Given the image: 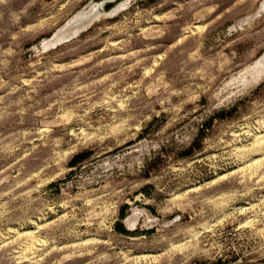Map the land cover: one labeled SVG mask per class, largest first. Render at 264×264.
Segmentation results:
<instances>
[{"label":"rangeland","instance_id":"374dc122","mask_svg":"<svg viewBox=\"0 0 264 264\" xmlns=\"http://www.w3.org/2000/svg\"><path fill=\"white\" fill-rule=\"evenodd\" d=\"M90 1L0 0V264H264V0Z\"/></svg>","mask_w":264,"mask_h":264},{"label":"water","instance_id":"95a60500","mask_svg":"<svg viewBox=\"0 0 264 264\" xmlns=\"http://www.w3.org/2000/svg\"><path fill=\"white\" fill-rule=\"evenodd\" d=\"M97 1L99 0H91L90 3L83 8V10L86 9L88 6H90L92 2H97ZM121 1H125V0H118L116 3H112L110 5L104 4L101 9L99 8L95 12L91 13L89 18L87 19H81V18L79 19L80 15L82 14L81 12L83 11L81 10L74 17H72L64 26H62L59 30L55 32V34L49 39V43L50 44L54 43V45H57L67 40H70L71 38L81 33L83 30H85V28L90 26L93 23V21L98 19L100 16L113 15L115 9L117 8L118 4L121 3ZM115 4L117 6H115ZM251 70L253 74H259V75L264 74V53L256 61V63L253 65Z\"/></svg>","mask_w":264,"mask_h":264},{"label":"bare ground","instance_id":"6f19581e","mask_svg":"<svg viewBox=\"0 0 264 264\" xmlns=\"http://www.w3.org/2000/svg\"><path fill=\"white\" fill-rule=\"evenodd\" d=\"M117 1L118 0H99L97 2H92L90 4V6H88L86 9H84L85 12L80 15L79 19L80 18L81 19H87V18H89V16L91 15V13L95 12L99 8L101 9L104 4L110 5L112 3H116ZM128 1L129 0L121 1V3H119L118 6L115 4V6H117L116 9H118L119 7H123L125 5V3H127ZM52 44H54V43H52ZM258 77H260V75Z\"/></svg>","mask_w":264,"mask_h":264},{"label":"crops","instance_id":"0c3cea01","mask_svg":"<svg viewBox=\"0 0 264 264\" xmlns=\"http://www.w3.org/2000/svg\"><path fill=\"white\" fill-rule=\"evenodd\" d=\"M128 222H129V223L133 222V219H129Z\"/></svg>","mask_w":264,"mask_h":264}]
</instances>
